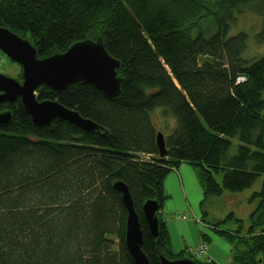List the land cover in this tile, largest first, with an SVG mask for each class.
<instances>
[{
	"label": "trees",
	"instance_id": "obj_1",
	"mask_svg": "<svg viewBox=\"0 0 264 264\" xmlns=\"http://www.w3.org/2000/svg\"><path fill=\"white\" fill-rule=\"evenodd\" d=\"M245 8L261 20L253 41L263 49L251 57L247 31L231 33ZM0 25L39 58L100 38L120 65L113 97L80 82L36 89L38 101L57 100L97 131L58 118L38 126L19 99L0 103L11 113L0 125V264H135L116 181L131 194L149 264H160L159 254L216 264L171 249L163 180L181 162L198 172L201 221L231 245L230 263L264 264V0H0ZM261 176L247 227L235 217L232 230L204 221L210 196L250 189ZM147 200L159 206L155 238L141 213Z\"/></svg>",
	"mask_w": 264,
	"mask_h": 264
},
{
	"label": "water",
	"instance_id": "obj_2",
	"mask_svg": "<svg viewBox=\"0 0 264 264\" xmlns=\"http://www.w3.org/2000/svg\"><path fill=\"white\" fill-rule=\"evenodd\" d=\"M0 51L20 66V81L0 73V103H12L19 99L32 123L45 126L53 119L69 121L85 131H97L98 126L82 118L78 112L63 107L57 100L38 101L37 88L47 86L53 91L65 90L70 84L80 82L91 84L107 97L118 94L120 78L117 76L118 60L107 53L101 39L74 42L62 53L51 56L37 57L36 48L23 37H19L10 29L0 25ZM11 119L9 110L0 113V125H5ZM156 145L160 158L164 157L167 149L161 132L156 135ZM114 188L121 193L122 203L126 207L125 247L135 264H149L147 256L142 251L143 235L139 224L138 214L132 204L131 194L125 183L114 182ZM156 201L147 200L142 206L145 224L150 235L157 237L158 211ZM160 264H189L188 260H168L159 254Z\"/></svg>",
	"mask_w": 264,
	"mask_h": 264
},
{
	"label": "crops",
	"instance_id": "obj_3",
	"mask_svg": "<svg viewBox=\"0 0 264 264\" xmlns=\"http://www.w3.org/2000/svg\"><path fill=\"white\" fill-rule=\"evenodd\" d=\"M163 181L168 198L160 213L167 223L171 249L176 253L190 250L203 242L204 235L208 244L201 259L231 264V245L220 247L211 242L212 229L201 221L200 191L203 189L198 172L187 162H181Z\"/></svg>",
	"mask_w": 264,
	"mask_h": 264
},
{
	"label": "rangeland",
	"instance_id": "obj_4",
	"mask_svg": "<svg viewBox=\"0 0 264 264\" xmlns=\"http://www.w3.org/2000/svg\"><path fill=\"white\" fill-rule=\"evenodd\" d=\"M235 17L236 21L235 24H233L232 26L233 29L231 33L233 34L235 33V31L237 32L239 30L247 31V34L249 36L247 55L251 57L260 53L263 48L257 46L256 43H254L253 37L255 36L256 31L260 28L259 23L261 20L258 17L250 14L247 8H245L242 13L236 14ZM20 71V66L17 63L13 62L12 60H9L5 55L3 56V54L0 52V73L10 78H17L19 77ZM151 117L156 127L162 129V127L160 126V110L156 109L155 111H153L151 113ZM168 121L170 125L171 119L168 118ZM171 128L172 127H169V129L167 128L168 131H166V133H170ZM237 144V139L231 138V155L236 152L238 146ZM143 158L150 161V158L146 155H144ZM262 181L263 177L261 176L259 179L256 180L253 185H251L250 189L242 190L241 192L223 191V193L219 196H210L202 207L205 208V210L208 212V215L204 216V221H212L216 224L220 231L235 229L239 224L236 222L235 218L241 220L243 226L247 227L248 223L250 222L249 216L253 208H255L258 204V198L254 197L253 193H256L260 190ZM203 198L204 190L200 191V205L202 204ZM198 210L200 209L198 208ZM232 213L234 216H231ZM229 215L231 217L227 218V216ZM205 225L207 224L205 223ZM210 232L212 233L211 242H214L217 246L222 247V245H224L225 247H227L230 245L224 237L218 236L213 231V229L210 230ZM197 247L192 248V251Z\"/></svg>",
	"mask_w": 264,
	"mask_h": 264
},
{
	"label": "built area",
	"instance_id": "obj_5",
	"mask_svg": "<svg viewBox=\"0 0 264 264\" xmlns=\"http://www.w3.org/2000/svg\"><path fill=\"white\" fill-rule=\"evenodd\" d=\"M206 247V244H200L197 248H195L192 253L195 254L197 258H200L203 255L204 249Z\"/></svg>",
	"mask_w": 264,
	"mask_h": 264
}]
</instances>
